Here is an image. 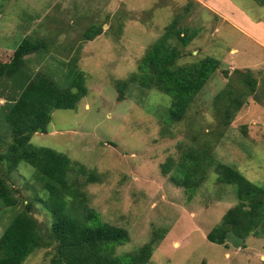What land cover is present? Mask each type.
I'll return each instance as SVG.
<instances>
[{
	"label": "rangeland",
	"instance_id": "rangeland-1",
	"mask_svg": "<svg viewBox=\"0 0 264 264\" xmlns=\"http://www.w3.org/2000/svg\"><path fill=\"white\" fill-rule=\"evenodd\" d=\"M0 11V61L9 62L30 37L45 48L27 57L26 70L65 87L66 68L76 60L86 76L88 94L76 109L53 110L46 132L34 134L31 143L98 175L85 187L88 205L102 222L128 231L117 254L155 240L148 264H264V236L230 234L225 245L207 239L239 203L237 188L218 181L217 163L264 187V0H0ZM174 21L195 36L180 63L207 56L221 61L177 122L168 120L169 95L139 83L120 86L139 72L141 59ZM93 25L103 31L88 40ZM235 69L249 71L257 91L227 122L216 96ZM11 89L0 87V119ZM191 148L214 159L193 196L173 181L175 171H162ZM34 172L22 164L8 177L19 203L0 212V237L28 202L45 234L51 232L53 218L38 202L45 193L32 180ZM55 255L54 248L40 249L23 264H55Z\"/></svg>",
	"mask_w": 264,
	"mask_h": 264
},
{
	"label": "trees",
	"instance_id": "trees-1",
	"mask_svg": "<svg viewBox=\"0 0 264 264\" xmlns=\"http://www.w3.org/2000/svg\"><path fill=\"white\" fill-rule=\"evenodd\" d=\"M176 23L174 21L141 59L139 72L120 83L121 90L133 82L169 95L172 102L168 120L171 122L185 117L221 67V61L212 56L180 63L183 48L195 36ZM102 31L101 26L93 25L86 31V39L92 40ZM44 48L43 42L25 37L9 62L0 61V87H12L0 119V212L18 205L17 189L7 179L25 164L35 170L32 180L45 193L38 202L51 214L53 224L51 232L45 234L32 214L33 202H28L0 237V264H23L36 251L52 248L56 253L55 264H148L158 241L153 240L133 253L117 254V247L129 240L128 231L102 222L88 205L85 187L98 182V175L62 152L31 143L34 134L46 132L53 110H74L88 94L86 76L75 65L76 60L66 68L65 87L52 76L34 75L26 70L27 57ZM226 75L228 84L216 100L221 102L227 122H231L248 98L256 93L257 83L249 71L235 69L231 75ZM208 160L214 163L206 152L191 148L177 164L170 158L163 164L162 171L164 174L175 171L173 181L187 187L193 196L197 186L207 178ZM215 169L219 182L237 188L239 203L208 233V241L225 245L230 234L241 240L252 234L264 236V187L223 163H217Z\"/></svg>",
	"mask_w": 264,
	"mask_h": 264
},
{
	"label": "crops",
	"instance_id": "crops-1",
	"mask_svg": "<svg viewBox=\"0 0 264 264\" xmlns=\"http://www.w3.org/2000/svg\"><path fill=\"white\" fill-rule=\"evenodd\" d=\"M255 23H261V22H255ZM256 25H258V24H256Z\"/></svg>",
	"mask_w": 264,
	"mask_h": 264
}]
</instances>
